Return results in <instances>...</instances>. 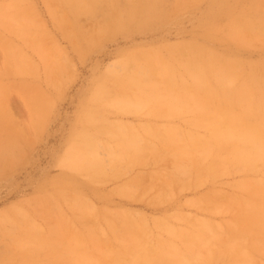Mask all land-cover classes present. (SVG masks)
I'll use <instances>...</instances> for the list:
<instances>
[{"label":"rangeland","instance_id":"obj_1","mask_svg":"<svg viewBox=\"0 0 264 264\" xmlns=\"http://www.w3.org/2000/svg\"><path fill=\"white\" fill-rule=\"evenodd\" d=\"M95 1L80 14L70 0H0V264H264L263 232L251 233L264 157L249 154L244 168L250 134L245 151L234 140L242 155L220 134L238 116L262 121L264 0H148L143 20L130 16L144 0ZM232 89L238 106L223 99ZM236 90L251 93L248 105ZM217 98L242 112L221 111L228 123ZM212 108L225 128H213ZM168 127L179 130L165 140ZM89 151L102 158L94 172Z\"/></svg>","mask_w":264,"mask_h":264},{"label":"bare ground","instance_id":"obj_2","mask_svg":"<svg viewBox=\"0 0 264 264\" xmlns=\"http://www.w3.org/2000/svg\"><path fill=\"white\" fill-rule=\"evenodd\" d=\"M111 1H112V0H111ZM129 1L131 2V1H133V0H129ZM147 1H148V0H144L145 3L142 5V6H144V7L135 6V7H134V11L131 12V16H130V18H132L133 20H138L139 18L143 20V19L148 18V16H149V9H150V8H149V5H146L147 3H149V2H147ZM68 2H69V1H68ZM70 2L73 3V4L76 6V7H75L76 10H78V11L80 10V12H81L80 14H82V9H83V11H85V10L87 9L86 11L89 12V13H91V12H92L91 10L94 9L95 6H97L98 4H99V5L102 4V1H101V3H99L98 1H95V0H70ZM97 3H98V4H97ZM108 3L110 4L111 2H108ZM132 3H133V2H132ZM179 3L182 4V2H180V0H179ZM109 4H108V5H109ZM134 4H135V0H134ZM149 4H150V3H149ZM176 4H178V3H176ZM180 4H179V5H180ZM108 5H107V6H108ZM110 5H111V4H110ZM110 5H109V6H110ZM102 6H104V5H102ZM140 6H141V5H140ZM73 7H74V6H73ZM176 7L178 8V6H176ZM106 8H107V7H106ZM110 8H113L112 5H111ZM73 9H74V8H73ZM84 9H85V10H84ZM108 9H109V7H108ZM94 10H95V9H94ZM94 10H93V13H94ZM104 10H105V9H103V11H104ZM106 10H107V9H106ZM114 10H115V9H114ZM86 11H85V12H86ZM76 12H77V11H76ZM110 12H111L110 10H109V12L107 11V13H110ZM83 13H84V12H83ZM89 13H88V14H89ZM84 14H85V13H84ZM88 14H85V15H88ZM105 14H106V13H103V16H104V19H105L104 23H105V25H107L108 20L105 18V16H106ZM110 14H111V13H110ZM109 20L111 21L110 25L115 26V27H116V26L119 27V26L123 23V20H122L121 18H119V17H114L113 20H111V19L109 18ZM210 52H211V51H210ZM208 54H209V53H208ZM157 55H159V54H157ZM160 56H161V55H160ZM221 56H223V55H221ZM218 57H219V56H218ZM157 58H158V57H157ZM219 58H220V57H219ZM221 58H224V56L221 57ZM221 58H220V59H221ZM227 58H228V57H225L224 59L227 60ZM159 59H161V60H163V61L165 60V59H163V56L160 57ZM224 59H222V63H223V65H224L223 68H225V64H224L225 60H224ZM229 59H231V58H229ZM219 61H220V60H219ZM198 62H199V61H198ZM188 63H189V62H188ZM191 63H192V62H191ZM189 64H190V63H189ZM228 65H229V62H228V60H227V67H228ZM201 66H202V64H201ZM230 67L232 68L231 65H230ZM223 68H222V70H221V72H220L221 74L218 72L219 75H220L218 79L221 80V78H222V80H223V81H221V83L219 82V83H220L219 85H222V83L225 82L224 78H227V77H228V76H226L225 74H227L228 71L231 69V68L228 67L229 70L226 68L225 71H224ZM227 70H228V71H227ZM226 71H227V72H226ZM225 72H226V73H225ZM222 73H224L225 76H224ZM229 74H231V72H230ZM229 74H228V75H229ZM223 76H224V78H223ZM217 77H218V76H217ZM217 77H216V78H217ZM216 78H215V79H216ZM218 79H216V80H218ZM143 80H144V79H143ZM146 80H147V79L144 80L145 83H146V85H149L150 82L148 81V82H149V83H148V82H146ZM250 80H253V79L250 78ZM156 81H158V80H156ZM218 81H219V80H218ZM153 82H154V81H153ZM153 82L151 81V83H153ZM142 83H143V82H142ZM151 83H150V84H151ZM158 83H159V81H158ZM158 83H157V84H158ZM242 83H243V82H242ZM252 83H253V82H252ZM152 85H153V84H152ZM154 85H156L155 82H154ZM154 85H153V86H154ZM240 85H241V84H240ZM240 87H241V86H240ZM247 87H249V86H247ZM155 88H157V87H153V89H155ZM242 88H243L244 90H246V89H245L246 87H245V88L242 87ZM151 89H152V88H151ZM247 90L250 91V92L252 93V91H251L252 88H251V90H250L249 88H247ZM247 90H246V91H247ZM122 91L124 92V90H122ZM232 91H233V89L224 92V94H226V95L224 96V98H223V97H222V98H223V99H229V100H230V103L232 104L233 97H234V98L236 97L235 104L238 106V105L241 104L242 102H241V101H238V102H237V98H238L237 96H238V95L235 94V96H234V95L232 94ZM241 91H242V90H241ZM241 91H238V92L241 93ZM123 92H122V93H123ZM238 92H237V90H236V93H238ZM250 92H244V93H248V95L244 94L243 91H242L241 94L239 93V95H241V97H242V101H245V99H247V101H248L249 95L251 94ZM249 93H250V94H249ZM216 94H217V93H216ZM216 94H215V96H217ZM245 95H246V96H245ZM218 96H219V94H218ZM244 96H245V98H244ZM247 96H248V98H246ZM219 98H220V97H219ZM231 98H232V99H231ZM243 98H244V100H243ZM262 98H264V97H262ZM223 99H221V100H223ZM238 99H241V98H238ZM221 100L219 101L218 98H217V101H218V103H219V104L217 103V105H218V106H221L220 110H219V109H217V110L220 111V112H221V111H224V110L226 111V109L229 108V107H225V106L222 107V105H220V103L222 102ZM247 101H245V102H247ZM257 101H258V100H257ZM236 102H237V103H236ZM240 102H241V103H240ZM263 102H264V100H263ZM162 103H163V102H162ZM228 103H229V102H228ZM230 103H229V105H230ZM238 103H239V104H238ZM225 104H226V102H225ZM233 104H234V102H233ZM235 104H234V105H235ZM249 104H251V103H249ZM255 104H256V103H255ZM260 104H263L262 107H260V109L262 108L263 111H264V103H260ZM246 105H248V102L246 103ZM257 105H258V104H257ZM234 107H236V106H234ZM255 107H256V106H255ZM252 108H253V107H252ZM258 108H259V107H258ZM233 109H234V108H232V110H231V108H229L228 111H229V110H230V111H229L228 113H230V112L233 111V113L236 114V110H235V109L233 110ZM213 110H214V111H213ZM215 110H216V109H213V108H212V109H211L210 111H208V112L213 113V115H214V112L217 111V110H216V111H215ZM238 111H239V112L236 114V117H237V115H238L240 112H242V111L239 110V108H238ZM243 111H244V110H243ZM245 111H246V110H245ZM245 111H244V112H245ZM257 111H258V109H257ZM263 111H261L262 113H260V114H259V112H257V113L259 114V115H258L259 118H261L260 120H262V121H261L260 123H258V124H257V123H252L253 126L250 124L249 121H248V122H249V125H251V126L247 125V122H246V121H247V120H246V117H248L247 114L245 115L246 117H245V116H244V117H241V119L239 118V116L237 117V119H236V118L232 119L231 117H233L234 114H233V113H232V114L230 113V114H231L230 118H231L232 120L229 119V120H231L229 127H228V125H226L228 128H226L225 130H222L221 133L219 132V133L221 134V136H222V139L224 138V140H226L225 143H228L229 145H232V146H231V147H232V151H234L235 154L242 152V153H240V155H242V154L244 153L243 151H245V149H244V147H243L244 144H243V145H242V144L240 145V143H242V142L244 141V139H246V140L248 139V138H246L247 136H245L246 133H247V135L250 134L248 137H250V136L252 137V138H250V139H251L252 142L254 143V144H253V147L255 146V148H254L253 151H251V150L253 149L251 146H249L248 148L246 147V149H248V150H246L247 153L245 152V153L247 154V156L244 154L243 157H244V158H245V156H246V158L248 157V159H246V160H248V161L244 160L243 163H242V161H239L240 163H242L241 165H243L244 168H245L244 163H246V162H249V163H250V160H252L253 158H255V157H254L255 155H254V156H252L253 158L250 159V158H251V157H250L251 153H253V154H257V156H261L260 159L262 158V156L264 157V117L262 118V116L264 115V114H263V113H264ZM220 112H219V113H220ZM247 112H248V111H246V113H247ZM219 113H218V112L215 113L214 116L211 115V114H209V113H207V115H208V114H209V116L211 115L210 117L213 116L214 118H213V117H212V118H213L214 120H217V121H215V124H216V122H218V120H219V119H216V117L218 118V117L222 114V116H223V118H224V115H225V114H224L225 112H223V113L221 112V114H219ZM218 114H219V115H218ZM243 114H245V113H243ZM243 114H242V115H243ZM89 115H90V114H89ZM261 115H262V116H261ZM209 116H208V117H209ZM226 116H227V113H226L224 119H227ZM260 116H261V117H260ZM89 117H90V116H88V118L86 117V121H88V122H89V119H91V118H89ZM91 117H93V116L91 115ZM205 117H206V116H205ZM234 117H235V115H234ZM212 118H211V119H212ZM219 118H220V120L225 121V120L221 119V116H220ZM248 118H249V117H248ZM87 119H88V120H87ZM220 120H219V122L217 123V125H216L215 127H213L212 125H210V126H212L213 128L218 127L219 129H220V128L222 129V127H223L224 125L222 124V127H219V126H221V121H220ZM86 121H85V122H86ZM227 122H228V119H227ZM86 123H87V122H86ZM102 123H103V122H102ZM213 123H214V122H212V124H213ZM228 123H229V122H228ZM228 123H227V124H228ZM245 123H246V124H245ZM106 124H107V125H110V124H114V125H116V123H109V124H108V122H107ZM210 124H211V123H210ZM218 124H219V126H218ZM100 125H103V124H100ZM104 125H105V122H104ZM104 125H103V126H99V129H100V127H103V128H104V127H107V129H108V127H110V126H107V125L104 126ZM118 126H121V125L118 124ZM118 126H114L113 129H115V127L118 128ZM165 126H167V125H165ZM123 127H124V126H123ZM173 127H174V126H173ZM236 127H237V128H236ZM125 128H126V127H125ZM150 128H151V127H150ZM150 128H149V129H150ZM165 128H166V127H165ZM168 128H169V127H168ZM171 128H172V127H171ZM223 128H225V127H223ZM130 129H131V128H130ZM143 129H144V127H143ZM147 129H148V128H147ZM149 129H148V131H149ZM175 129H176V130H174V128H172V131H170V128H169V130H168V129L165 130L166 132L169 131V133H171L170 135H169L168 132H167V134H163L164 132H162V130H164V129H162V130H161V133H160V132H159V133L163 136V139H165L167 136H169V137H170V136L173 137L172 134L178 133V130H179V129H178L177 127H176ZM115 130H118V129H115ZM119 130H120V129H119ZM158 130L160 131V129H158ZM158 130H157V131H158ZM173 130L175 131V133L173 132ZM128 131H129V130H128ZM144 131H145V130H144ZM146 131H147V130H146ZM153 131H154V130H153ZM176 131H177V132H176ZM210 131H211V130H210ZM96 132H98V131H96ZM100 132H101V131H99L98 134H99ZM151 132H152V129H151ZM151 132H150V133H151ZM166 132H165V133H166ZM185 132H186V131H185ZM214 132H215V131H214ZM84 133H85V135H88L87 132H84ZM132 133H133V132H132ZM156 133H158V132H156ZM156 133H155V134H156ZM179 133H181V132L179 131ZM187 133H188V132H187ZM187 133H186V134H187ZM219 133H216V135L218 134V136L221 137ZM252 133H253V134H252ZM136 134H137V133H136ZM152 134H153V132H152ZM189 134H190L189 137L192 136L191 133H189ZM153 135H154V134H153ZM158 135H159V134H158ZM158 135H157L156 137H158ZM164 135H166L165 138H164ZM178 135H180V134H178ZM212 135H215V134H212ZM17 136H18V135H17ZM154 136H155V135H154ZM174 136L177 137L176 135H174ZM181 136H182V134H181ZM181 136H180V137H181ZM89 137H90V136H89ZM171 137H170V138H171ZM178 137H179V136H178ZM178 137H177V138H178ZM187 137H188V135H187ZM189 137H188V138H189ZM195 137L197 138V136H195ZM211 137H212V136H211ZM219 137H217L216 139L218 140ZM13 138H14V137H13ZM83 138L86 140V139L88 138V136H85V137H83ZM140 138H142V135H140ZM160 138H161V137H160ZM170 138H169V140H170ZM8 139H9V138H8ZM11 139H12V138H11ZM19 139H20V138H19ZM167 139H168V137H167ZM184 139H185V138H184ZM192 139H193L194 141H193ZM197 139H198V138H197ZM241 139H242V141H241ZM250 139H249V140H250ZM87 140H88V139H87ZM87 140H86V141H87ZM158 140H159V139H158ZM165 140H166V139H165ZM169 140L165 141V143H164V140H163L164 147H165V144H166V143L169 144L170 142L173 141V140H171L170 142H168ZM178 140H179V139H178ZM181 140H182L183 142H182ZM181 140H180V141L184 144L183 137L181 138ZM210 140H211V139H210ZM219 140L221 141V139H219ZM229 140H231V141H230L231 144H230L229 142H227V141H229ZM234 140L239 142L240 147H241V148L243 147V148H242L243 151L240 150V149H238V148L236 149V147H235V150L233 149L235 144H236L235 146H237V143H235ZM246 140H245V141H246ZM251 140H250V142H251ZM95 141H97V140H95ZM139 141H140V140H139ZM160 141H162V140H159L158 142H160ZM189 141H192V142H193V145H194V144L198 143V142L201 141V140H200V138H199V141L197 140V142H196V139H194L193 137H191V140H189ZM222 141H223V140H222ZM232 141L234 142V144H232ZM1 142H2V144H3V141H1ZM6 142H7V140H6ZM14 142H15V141H14ZM92 142H93V140H92ZM100 142H101V141H100ZM192 142H191V143H192ZM195 142H196V143H195ZM214 142H215V141H214ZM87 143H89V141H88ZM90 143H91V140H90ZM90 143H89V144H90ZM140 143H141V142H139V144H140ZM199 143H200V142H199ZM243 143H244V142H243ZM12 144H13V142H12ZM95 144H96V143H95ZM95 144H94V145H95ZM101 144H102V142H101ZM141 144H144V143L142 142ZM5 145H6V144H5ZM86 145H87V144H86ZM99 145H100V144H99ZM170 145H171V144L167 145V147H165V149H166V148H169ZM251 145H252V144H251ZM6 146H7V145H6ZM141 146H143V145H141ZM8 147H9V146H8ZM79 147H80V146H79ZM81 147H84V144H83V143H82V146H81ZM174 147L177 148V146H174ZM174 147H173V149H174ZM77 148H78V145H77ZM94 148H95V147H94ZM251 148H252V149H251ZM11 149H14V148H12V146H11ZM75 149H76V147H75ZM75 149H73V151H74ZM78 149L82 150V149H84V148H82V149H81V148H78ZM96 149H97V148H96ZM106 149H107V147H106ZM108 149L110 150V148H108ZM250 149H251V150H250ZM208 150H209V149L206 150V153L209 152ZM211 150H212V149H210V152H211ZM70 151H71V150H70ZM70 151H69V153H70ZM239 151H240V152H239ZM4 152H5V151H4ZM4 152H3V153H4ZM7 152L9 153L10 150H9V151L7 150ZM210 152H209V153H210ZM10 153L12 154V152H10ZM206 153H205V154H206ZM209 153H207V154H209ZM87 154H88V153H87ZM89 154H91V156H89ZM89 154H88L87 156L91 157L90 161H91L92 163H90V161H89V165H86V166H87L88 169L90 168V169H89V171L91 170L90 172L97 171V169H95V168L97 167L98 164H100V163L102 164V161L99 160V159H102V158H98V157L96 156V154H94L95 156H93V153H92L91 151H89ZM203 154H204V152L202 153V155H203ZM211 154H212V153H211ZM249 154H250V155H249ZM200 155H201V154H200ZM202 155H201V156H202ZM209 155H210V154H209ZM0 156H1V155H0ZM87 156H86V157H87ZM203 156H204V155H203ZM207 156H208V155H207ZM207 156H206V157H207ZM229 156H230V155H229ZM236 156H237V155H236ZM236 156H235V157H236ZM238 156H239V155H238ZM238 156H237V157H238ZM198 157H199V158H198ZM204 157H205V156H204ZM239 157H240V156H239ZM243 157H242V158H243ZM249 157H250V158H249ZM201 158H203V157H201ZM226 158H228V155H227V157H225V159L223 158V159L225 160V162H227V160H229V159H226ZM230 158H231V157H230ZM242 158H239V159H242ZM87 159L89 160V158H87ZM190 159H191V161H195L196 159H198L196 163H201V162L204 161V160H203V161H200V162H199V160H202V159H200V156H199V155L197 156V158H194L195 160L192 159V158H190ZM204 159H205V158H204ZM215 159H216V158L213 157V159H211V160L213 161V160H215ZM231 159H232V158H231ZM231 159H230V160H231ZM233 159H234V155H233ZM239 159H237V161H236V158H235L234 160H235L236 162H238ZM64 160H65V159H64ZM82 160H85V159H82ZM211 160H210V161H211ZM242 160H243V159H242ZM255 160H256V162H252V164H251V165L249 164V165H250V166H253V165H255V164L257 165V163H258L259 161H261V160H259V158H258L259 161H258L257 159H255ZM255 160H254V161H255ZM4 161H5V160H4ZM62 161H63V160H62ZM85 161H86V160H85ZM100 161H101V162H100ZM212 161H211V162H212ZM179 162H180V161H178V163H177L178 165L184 163V162H183V163H179ZM181 162H182V161H181ZM207 162H208V161H207ZM211 162H208V164H207L208 167H209V163L212 165V163L215 162L216 164H215L214 166H216L217 163H218L217 160H216V161H213L212 163H211ZM2 163H3V162H2ZM77 163H78V161H77ZM82 163H83V161H82L80 164H82ZM101 164H100V165H101ZM205 164H206V163H205ZM78 165H79V163L77 164L76 169H79V166H78ZM90 165H91V166H90ZM100 165H99V167H100ZM183 165H184V166H182V165H180V166L183 167V168H185V164H183ZM202 165H203V164H202ZM211 165H210V166H211ZM86 166H85V167H86ZM94 166H95V167H94ZM207 166H206V165L204 166L206 169H205L203 166H202L203 168L201 167V169H203V171L205 170L204 173L208 172V171H207V169H208ZM247 166H248V165H247ZM247 166H246V167H247ZM74 167H75V166H74ZM177 167H179V166H177ZM211 167H212V166H211ZM211 167H209V171H210V172H211ZM71 168H72V167H71ZM183 168H182L181 170H183ZM218 168L223 169L222 167H218ZM179 169H180V167H179ZM179 169H177V170H179ZM213 169H215V167H213ZM216 169H217V166H216ZM174 170H175V169H174ZM177 170L175 171L176 174L173 173V170H171L172 172H170V174H172V173L174 174L172 177L175 178V177H177V174L181 173V171L178 173ZM223 170H225V168H224ZM184 171H185V170H184ZM184 171H183L182 173H184ZM213 171H215V170H213ZM217 171H218V170H217ZM217 171H216V172H217ZM220 171H221V170H220ZM220 171H219V172H220ZM87 172H88V171H87ZM170 174H169V176H170ZM206 174H207V173H206ZM213 174H214V175H215V174L217 175V173H213ZM214 175H212V178H213V177H216V176H214ZM178 176H179V175H178ZM206 176H207V175H206ZM174 178H173V179H174ZM178 179H179V177H178ZM213 179H214V178H213ZM259 180H260V179H259ZM175 181H176V180H175ZM177 181H178V180H177ZM197 181H198V180H197ZM258 183H260V182H258ZM258 183L256 182V185H260V184H258ZM261 184H262V185H260V186H261V188H263V187H264L263 180H262V183H261ZM253 185H254V184H253ZM262 186H263V187H262ZM263 189H264V188H263ZM122 190H124V189H122ZM162 190H163V188H162ZM162 192H163V193H162ZM162 192L159 194L158 197H160V195H161L160 198H162V195H164V191H162ZM262 192H264V191H262ZM263 194H264V193H262L261 195H263ZM261 195H260V196H261ZM49 196H50V195H49ZM253 197H254V196H253ZM263 197H264V195H263ZM263 197H262V198H263ZM258 198H259V197H258ZM262 198H261V199H262ZM157 199H158V198H157ZM259 199H260V198H259ZM259 199H258V201H259ZM261 199H260L259 202H261L262 200L264 201V199H262V200H261ZM50 200H52V199H50ZM252 200H253V199H252ZM258 201H257V204L259 203ZM263 201L261 202L262 204L264 203ZM254 202H255V200H254V201H251L250 199L247 200V203H251V204L253 203L254 206H255V207H254L253 205L251 206V204H249V207L252 208V209H250V208L248 207V208H249V209L247 208L248 213H247L244 209H242L243 211L240 210L239 212H241V213H242V212H245L244 215L247 216V214H250L251 210H252V213H253V209H256V207L258 206L259 208L257 207V209H256V215H255V216H254V215H251V216H253L252 218L256 219V222H254V225H256V226H253V225H252V226H253V228H255V227H258V228L260 227V228H261V226H263L262 228H264V225H263V224H264V220H263L264 217L259 216L260 214H262V211H263V215H262V216H264V209H262V211H261V209H260V208H262V207L264 208V205H261L262 207L259 206V205L256 206ZM46 203H48L47 200H46ZM49 204H50V202H49ZM84 204H85V203H84ZM259 204H260V203H259ZM73 205L75 206L76 204H73ZM86 205H87V203H86ZM86 205H84V207H85ZM74 206H73V207H74ZM78 206H79V205H78ZM76 207H77V206H76ZM82 207H83V206H82ZM253 207H254V208H253ZM93 208H94V207H93ZM259 209H260V210H259ZM75 210H76V209H75ZM92 210H93V209H92ZM93 211H94V210H93ZM249 211H250V212H249ZM260 211H261V212H260ZM114 213H115V212H113V214H114ZM121 213H122V212H121ZM241 213H240V217H241V219L239 220L240 222H241L242 220H243V221H244V220H249V219H248V218H250L249 215H248V216H249L248 218L245 216L246 218L244 217L245 219H243V216H242ZM246 213H247V214H246ZM252 213H251V214H252ZM259 213H260V214H259ZM113 214L111 213V215H113ZM253 214H255V213H253ZM117 215H118V214H117ZM124 215H126V217L128 218L129 213H128V216H127V214H125V213H124ZM178 215H179V214H177L176 216H178ZM257 215H258V218H256ZM79 217H80V216H79ZM117 217H118V216H117ZM123 217H124V220L127 219L125 216H123ZM123 217L121 216V218H123ZM179 217H180V216H179ZM259 218H260V219H259ZM261 218H262V219H261ZM79 219H80V218H79ZM128 219H129V221H128ZM128 219H127L126 222H124V223L131 222V219H130V218H128ZM124 220H123V221H124ZM142 220H143V219H142ZM161 220H162V219H161ZM161 220L159 221L158 219H157V220L155 219V222L157 223V221H158V223H159V222L161 223ZM236 220H237V219H235V221H234V226L232 225L233 229L235 228V230H236V229H237L236 227H237L238 225L241 226V227L244 226L245 228H247L248 225H247V226H245L244 224L242 225V224H240V222H239V224H238ZM250 220L253 221L252 219H250ZM257 220L260 221V223H259ZM262 220H263V221H262ZM163 221H164V220H163ZM254 221H255V220H254ZM140 222H141V221H140ZM133 223H136V222H133ZM137 223H138V222H137ZM156 223H155V225L157 226L158 223H157V224H156ZM160 223H159V224H160ZM236 223H237V224H236ZM241 223H242V222H241ZM111 224H112V223H111ZM159 224H158V225H159ZM235 224H236V226H235ZM258 224H259V225H258ZM139 225L141 226L142 224L140 223ZM125 226H126V225H125ZM252 226H250V228H249L250 231L253 230V229H252ZM157 227H160V225L157 226ZM161 227H163V225H162ZM164 227L166 228L167 226H165V224H164ZM248 227H249V226H248ZM260 228H259V229H255V230H253V232H251V233H257V232H259V230H261V232H263V235H264V229H262V228L260 229ZM172 229H173V228H172ZM251 229H252V230H251ZM167 230H168V228H167ZM169 231H170V230H169ZM254 231H255V232H254ZM256 231H257V232H256ZM182 232H183V231H182ZM174 233H175V232H173V235H175ZM177 233H178V232H177ZM179 233H180V232H179ZM183 234H184V233H183ZM232 234H233V233H232ZM138 237H139V236H138ZM159 242H160V240H159ZM164 242H165V241H164ZM164 242H162V243L164 244ZM165 243H166V242H165ZM160 244H161V243H160ZM163 244H162V245H163ZM166 244H167V243H166ZM168 244H169V243H168ZM140 245L142 246V243H141ZM141 246H140V247H141ZM152 248H153L154 251L156 250V249H154V248H156V247H151V248L149 247V249H151V251L149 250V251L151 252V254H152V252H153ZM141 249H142L143 252L146 251V250L144 249V247H142V248H140V249H137V250H140V251H141ZM146 249H147V248H146ZM140 251L136 252V250H135L136 253H139ZM142 251H141V252H142ZM163 252L166 253L165 251H163ZM145 253H146V255L143 254V253H140V255L142 254V256L145 255L144 257H139V258H138V256L136 257V258H138L139 261L142 262V263H144L145 261H148L147 259H149V258H148L149 256H148L147 251H146ZM154 253H155V252H154ZM154 253H153V254H154ZM164 253L162 254V251H161V254H160V251H159V254H158V255H159V256L161 255V258H162V256L164 255ZM155 254H156V253H155ZM155 254H154V255H155ZM158 255H157V256L155 255V256H156L157 258H159ZM134 257H135V256H134ZM163 258H165V257H163ZM133 260H134V259H133ZM149 260H150V259H149ZM116 261H118V259H117ZM119 261H121V260L119 259ZM131 261H132V260H131ZM148 262H149V261H148ZM241 262H243V260H242ZM115 263H116V264H119V263H117V262H115ZM144 264H145V263H144ZM146 264H147V262H146Z\"/></svg>","mask_w":264,"mask_h":264}]
</instances>
